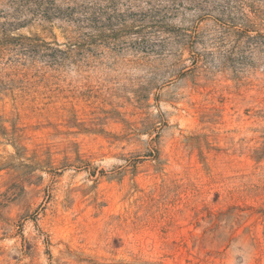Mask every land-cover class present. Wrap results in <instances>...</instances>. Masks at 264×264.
Wrapping results in <instances>:
<instances>
[{"label":"rangeland","instance_id":"obj_1","mask_svg":"<svg viewBox=\"0 0 264 264\" xmlns=\"http://www.w3.org/2000/svg\"><path fill=\"white\" fill-rule=\"evenodd\" d=\"M253 9L0 0V264H264Z\"/></svg>","mask_w":264,"mask_h":264},{"label":"trees","instance_id":"obj_2","mask_svg":"<svg viewBox=\"0 0 264 264\" xmlns=\"http://www.w3.org/2000/svg\"><path fill=\"white\" fill-rule=\"evenodd\" d=\"M226 13L229 14L228 12ZM252 13H253L252 18L251 19L246 18L245 20V24H246L245 35L248 39L247 41L248 45L246 46V48L250 47L251 49H253V51H260L262 49L264 50V33H259L256 30H254L256 26H261L262 24H264V10L253 9ZM250 32H256V34L251 36L249 35ZM1 85L2 84L0 82V93L3 90ZM259 212H261L263 216L264 208L259 209ZM239 217L240 216L238 215V218ZM253 239L261 243L260 238L257 237L256 235H254Z\"/></svg>","mask_w":264,"mask_h":264}]
</instances>
